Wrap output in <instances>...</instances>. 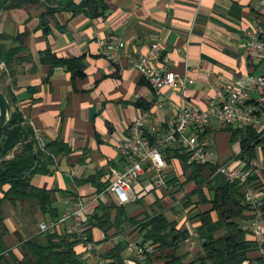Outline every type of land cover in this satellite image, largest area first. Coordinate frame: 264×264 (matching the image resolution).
Instances as JSON below:
<instances>
[{"label":"crops","instance_id":"obj_1","mask_svg":"<svg viewBox=\"0 0 264 264\" xmlns=\"http://www.w3.org/2000/svg\"><path fill=\"white\" fill-rule=\"evenodd\" d=\"M105 3L107 12L103 18L56 13L53 19L47 18L48 33L41 28L43 8L33 6L0 12V36L10 38L5 46L7 49L18 46L11 38L22 34L26 51L21 56L29 57L15 68L16 76L10 86L15 106L36 135L42 134L47 145L61 142L68 150L66 155L55 158V171L51 175H35L31 185L61 193L57 202L61 216L81 202L86 206L87 219L102 202L125 207L129 218L141 219L157 213L169 218L171 212L164 206L157 209L155 204L160 200L159 204L163 205L165 195L172 197L176 193L168 181L172 173L178 178L183 175V165L177 160L163 170L165 178L161 187L155 188L151 175L146 174L134 188L135 200L124 205H118L114 195L105 192L107 188L99 191V185L108 186L113 173L124 170L126 159L120 155L119 146L129 139L131 125L144 112H151V123L157 124L175 115L180 105L203 110L215 99L216 92L236 86L252 74V68L241 57V46L245 30L264 22V6L261 0H105ZM109 37L125 42L134 58L150 54L152 45L157 44L160 55L157 65L187 76L193 83L182 95L168 88L158 94L131 66L129 59L113 63L106 57L99 41ZM45 51L64 60H82L84 77L73 79L66 67L51 68L42 63L41 55ZM3 69L4 65H0V73ZM140 102L148 107H139ZM156 102L165 103V112L157 109ZM222 128L212 125L198 130L200 143L213 153L220 165L242 162L238 158L239 144L232 145ZM202 134L204 139L200 140ZM39 145L47 146L40 141ZM189 190L188 194L193 187ZM138 200L141 203H137ZM28 209L37 211L28 204L15 208L5 204L2 209L8 230L6 244L18 256L17 246L24 238L18 232L14 215ZM178 213L181 216L180 220L177 218L178 226L191 234L180 253L188 254L190 261L200 250L195 229L200 222L197 219L190 222L184 212H174ZM39 215L38 224L45 222ZM133 231L127 229L105 240L104 233L94 229L93 237L104 250L112 247L113 242L140 243L139 232ZM38 233L37 227L24 240ZM257 256L259 253L251 255L253 261L249 264H257L254 261ZM124 257L128 264L139 259L128 251L124 252Z\"/></svg>","mask_w":264,"mask_h":264},{"label":"trees","instance_id":"obj_2","mask_svg":"<svg viewBox=\"0 0 264 264\" xmlns=\"http://www.w3.org/2000/svg\"><path fill=\"white\" fill-rule=\"evenodd\" d=\"M33 6L45 9L40 17L45 33L49 31L47 18L53 19L56 13L70 12L73 16L82 14L98 19L107 12L105 0H81L79 3L73 0H0V12ZM23 36L11 38L19 44L11 49L5 46V41L10 38L0 36V65H4L0 73V90L10 101L12 111L11 121L0 134V264H93L85 252L99 244L94 240V229L104 233L105 240L113 239L127 229L138 231L140 244L152 245L153 251L133 264H156L157 261L159 264H249L253 261L251 255L258 253L254 261L264 264L262 250L253 239L250 228L243 229L256 218L257 210L264 214V174H261L263 177L254 175L249 180L250 185L262 195L260 207L254 209L244 200L242 186L217 174L215 167L188 164L189 156L179 146L164 150V154L168 165H172L173 160L182 163L185 177V181L180 182L172 173L168 184L177 192L188 184L193 185L191 193L182 200L187 220L200 222L195 228L200 250L192 260L188 261V254L180 253L191 234L183 226H178V219L169 220L163 213L147 214L141 219L129 218L125 207L108 206L102 202L84 219L82 234H69L64 229L54 233L39 232L27 240L20 239L17 246L20 256L15 254L5 241L8 230L4 225L3 206L10 204L15 208L19 204H28L42 215L44 221L58 220L61 212L57 202L61 193L36 188L31 185V179L35 175H51L55 171V158L68 152L61 142H52L41 148L35 130L15 106L16 100L10 89L16 76L15 68L29 60V57L21 56L26 51L22 44ZM41 57L42 63L51 68L66 67L73 79L84 77V65L80 59H60L50 51H45ZM138 106L148 107L141 102ZM222 131L229 135L232 145L239 144L238 158L247 166L257 158H264V130L223 127ZM203 139L204 136L201 138L200 135V140ZM30 171L32 173L27 177ZM107 187L99 185L98 189L102 191ZM194 196L198 197L197 201L193 200ZM137 203H141L140 200ZM159 203L157 200L155 204L158 208ZM200 205H208L209 208L201 210ZM111 246L101 252L104 264H128L124 257L126 243L113 242Z\"/></svg>","mask_w":264,"mask_h":264},{"label":"built area","instance_id":"obj_3","mask_svg":"<svg viewBox=\"0 0 264 264\" xmlns=\"http://www.w3.org/2000/svg\"><path fill=\"white\" fill-rule=\"evenodd\" d=\"M261 4L264 6V0H261ZM243 38L241 57L252 68L249 77L237 82L236 86H228L216 92L215 99L203 110L180 105L175 115L166 117L157 124L151 123V112L148 111L131 125L129 139L119 146L120 155L126 159L124 170L113 173L105 191L114 195L118 205L135 200L134 188L146 174L151 175L155 188L161 187L165 178L163 170L167 167L164 150H173L179 146L188 154V164L215 167L217 174L244 188V200L254 209L260 207L262 195L250 185L249 180L254 175L264 174V158H257L249 166L243 161L220 165L213 153L200 143L197 134L198 130L212 125L264 130V22H257L246 29ZM99 43L111 62L129 59L131 66L158 94L162 89L168 88L182 95L193 83L191 78L179 76L174 71L157 65L160 58L157 44L152 45L150 54L134 58L130 56L126 43L115 37L102 39ZM155 106L165 112L164 102H156ZM101 199L103 200V195ZM85 210L86 206L80 202L74 210L66 212L58 220L41 222L39 232L54 233L64 229L69 234L80 235L85 230L82 225ZM249 228L264 256V214L260 210L256 211V218L250 226H243L244 230ZM126 251L137 258H143L152 253L153 246L129 241L126 243ZM101 252L98 245H93L85 253H88L93 264H104Z\"/></svg>","mask_w":264,"mask_h":264},{"label":"rangeland","instance_id":"obj_4","mask_svg":"<svg viewBox=\"0 0 264 264\" xmlns=\"http://www.w3.org/2000/svg\"><path fill=\"white\" fill-rule=\"evenodd\" d=\"M226 137V135H224ZM223 136V137H224ZM179 180L180 182H184L185 181V177L183 175L179 176ZM193 185L192 184H188L186 185L183 190L181 191H176V193L174 195L169 196V195H165L164 196V202H163V205H160V206H164L165 209L167 210V212H171L169 213V220H174L177 218L180 220L181 219V216L180 214L178 213L177 214H174V212H184V210L182 209V200L184 199V197L186 195H188V191H190L189 189L192 188ZM192 191V190H191ZM191 192H189L190 194ZM193 200L194 201H197L198 200V197L197 196H194L193 197ZM161 202V204H162ZM156 208L158 209V207L156 206ZM15 216V220H16V223H18V228H19V233H20V236H22L24 239L26 236H28L29 234L35 232L37 230V227H38V222L40 221V215L37 211H32V210H20L18 212H16V215ZM39 231V229H38Z\"/></svg>","mask_w":264,"mask_h":264},{"label":"water","instance_id":"obj_5","mask_svg":"<svg viewBox=\"0 0 264 264\" xmlns=\"http://www.w3.org/2000/svg\"><path fill=\"white\" fill-rule=\"evenodd\" d=\"M9 102L7 96L0 90V134L4 130L3 128H5L12 119L11 105ZM37 138L44 146L48 144L41 133L37 134ZM31 173V171L28 172L26 176L28 177Z\"/></svg>","mask_w":264,"mask_h":264}]
</instances>
